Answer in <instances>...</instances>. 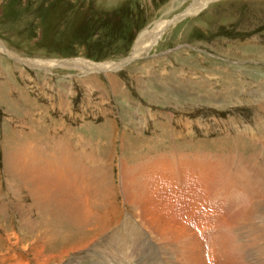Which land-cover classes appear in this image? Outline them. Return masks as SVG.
I'll return each mask as SVG.
<instances>
[{"label":"rangeland","instance_id":"374dc122","mask_svg":"<svg viewBox=\"0 0 264 264\" xmlns=\"http://www.w3.org/2000/svg\"><path fill=\"white\" fill-rule=\"evenodd\" d=\"M194 1L0 0V41L22 58L34 60L21 65L0 53V203L7 204L6 215L0 221V264H128L127 254L120 247L121 240L128 237L119 234L116 227L133 230L136 223L141 227L137 235L150 241L145 247L150 250L152 263L158 261V248H168L169 244L182 263H209L207 224L193 215L198 205L171 185L169 160L174 158L179 163L183 155L185 163L193 168L192 174L187 171L191 182L184 180L186 194H196L200 187L197 172L216 176L218 170H224L216 169L218 157L231 160L230 157L259 154V165L264 162V127L259 125L261 137L252 134L255 124L264 120V0L215 1L201 13L175 21L155 47L136 55L140 58L128 66L118 70L119 66L116 69L109 64L104 68V63H117L133 55L143 33L181 17ZM196 4L190 12L202 9ZM69 58L79 59L59 62ZM92 62L100 63L101 72H114L91 73L97 72L96 66L88 70L85 65H94ZM36 67L39 70L32 69ZM249 134L256 140L254 144L263 141L262 146L254 145L255 149L249 143ZM233 140H237L239 151L234 149ZM10 146L11 152L25 165L32 163L31 167L45 165V149L55 153L54 161L59 164L66 161L65 168L76 160L85 171L81 174V168L74 166V177L65 173L66 177L72 181L71 188L75 183L88 189L89 184L90 200L96 186L90 183L95 179L94 160L104 172L107 201L101 203L102 211L91 220L92 236L77 250L73 245L59 248L57 244L52 249L40 245L50 233L43 226L36 227L38 216L28 191L19 190L20 198H16L27 212L9 210L11 196L4 193L10 190L15 195L12 189H18V182L13 181L14 186L10 183L12 174L6 163ZM92 157L89 166L88 159ZM159 162L162 164L155 173L161 174L162 183H156L160 191L154 193L150 177L152 167ZM56 164L47 168L55 169L53 175L35 177L60 183L55 179L61 173ZM105 164H109L106 172ZM197 164L200 168H196ZM118 169L120 181L115 188L110 176L116 179ZM180 169L176 167L175 171ZM251 180L250 177L248 183L253 187ZM227 182L222 181V188L234 189L231 205L237 200L234 207L248 214L232 218L240 212L236 211L228 225L231 227L235 220L234 228L240 232L243 224V232L251 235L256 244H263V231L258 225L264 223V211L257 210V205L263 209L264 194L255 189L250 193L248 201L253 210L243 198L238 200L239 190ZM55 183L48 185V194L56 189ZM212 185L219 184L214 181ZM162 193L167 199L159 198ZM58 196V200H64ZM117 197L129 215L123 220ZM11 216L15 217L14 225L9 222ZM112 220L114 226L109 228ZM101 227L105 229L98 238L94 231ZM131 233V240L136 242ZM233 238L236 243V235ZM227 249L229 259L233 249ZM40 250L41 255L35 254ZM17 257L21 263H16ZM249 257L247 264L260 259L257 264H264V244L256 255L257 261ZM162 261L172 264L171 259ZM229 264L237 262L231 260Z\"/></svg>","mask_w":264,"mask_h":264},{"label":"bare ground","instance_id":"6f19581e","mask_svg":"<svg viewBox=\"0 0 264 264\" xmlns=\"http://www.w3.org/2000/svg\"><path fill=\"white\" fill-rule=\"evenodd\" d=\"M210 1L211 0H203V1L196 4V2H198V0H195L187 12L189 14L193 15L196 11L190 12L189 10L192 9V6L194 4H196L195 7H200V9H201V8H204V6L207 5L208 2H210ZM180 18H182V17H178V18L176 17L170 23H168V22L167 23H165V22L159 23L158 25H156L154 27V29L152 31H148V32L143 33L140 36L139 40L137 41V44H136L135 49H134L135 58L139 57L136 55H140L143 51L146 52V51L152 49L153 47H155V45L158 43V40L162 37V35L165 33V31L173 23H175V21L178 22V20ZM180 21H181V19H180ZM133 55H132V58H134ZM44 61L50 63L51 60L50 61L44 60ZM80 63L83 64V63H85V61L81 60ZM99 64L100 63H94V65H93V64L87 63V65H85V68H87L88 70H91V68L94 69L96 66L97 72H101L100 69H98L99 67H101V66H98ZM75 65H73V66H75ZM104 65H105L104 68L110 66L109 64H104ZM110 68L111 67H109V69ZM261 129L263 130V128H261ZM262 139H264V138H262ZM251 141L254 142L256 140L251 139ZM253 142H252L253 146L257 145V144H254ZM255 149H258V148H255ZM7 151H8V156H7L6 163L8 166V173L10 172L12 174L9 176V178L11 180L10 183L14 186L15 184H13V181L18 182L16 185H18L19 190H25L26 192L28 191L27 193L32 199L34 210L38 216L36 227L43 226V227H45V229H47V232L50 233V236L48 238H46L42 243L39 242L40 245L41 244H42V246L44 245L43 246L44 248L51 246V249L53 248L54 245H57V244H59V248H61V247L66 248V247H70L71 245H73V246H76L75 247L76 249L75 248H72V249L77 250L78 245H80L82 243H86L88 241V239L90 238V236H92V235H90V234H92V231L89 230L91 220L92 221L95 220L96 219L95 216L102 211L103 208L100 206L101 203H106V201H107V200H105L106 199V194H105L106 188H104V181H103L104 172L101 171V168L99 167L98 163H96L94 158L93 157L90 159L87 158L89 160L87 165L90 166L89 163L91 162V159L94 160V165H95V171H94L95 179H93L92 181H90L91 178L89 179L90 183L96 184L95 191H93L94 196L90 200L91 189H89V184H87L88 189H86V188L80 186L79 184L73 183V187H74V189H73V187L72 188L70 187V184H72L71 183L72 181L70 180L69 177H66L68 175L65 173H70L74 177V175L76 174V171L74 170L75 168H73L74 166L75 167L77 166V168H81L80 166H78V164H77L78 162L76 160H74V159L72 160V163H70V168H65L64 165H66V161H61L59 164V161H54L53 157L55 156V153L51 154V153H49L51 151L50 149H45V150H43V152L41 151L43 154H45V159H46V161L44 162L45 165L43 164L44 166H41V165L37 164L40 167V168H38L36 164L34 165V167H31V166H33V165H31L32 163L30 165L29 164L25 165L22 158L16 157L13 154V152H11V146L9 147V150H7ZM51 152H53V151H51ZM250 155H252V154H250ZM184 157L185 156L182 155L181 160H179V164H180L179 167L183 170L180 169L177 171L181 174L183 181L186 180V181H189V183H190L191 182V175H187V171H189L192 174L191 169H193V168H191V169L189 168L191 165H189V163H185ZM236 157H233V158L230 157L231 160H229V158L227 159L225 157L224 158L225 161L222 157H218L219 159H218V162L216 163V169L218 170L220 168H224V170L223 171H221V169L218 170V172H216L217 177L214 175H205L202 172H199V173L197 172L196 176H197V178H200L199 184H203L204 180H210V181L213 180L212 183H214V181H216V183L219 184L218 186L222 187L223 186L222 181L228 180L227 183H229L231 186L233 185L237 190H239L241 192L244 191V189H247L248 190L247 192L246 191L242 192V194L244 196L243 202L245 203V205L248 208L253 209L254 206L251 205V201L249 202L248 198L250 197V193L255 191V190H260L262 192V194H264V187H262V186H264V169L259 167L261 165L264 168V162L259 165V161H260L259 159L261 158V156L259 154L258 155L254 154L250 157L247 156L248 158H246L245 156H243V157L240 156V157H238V159H236ZM205 158H207V157H205ZM70 159H71V157H70ZM263 159H264V157H263ZM262 160H261V162H262ZM188 161H190V160H188ZM38 163H40V162H38ZM56 163H58L59 165ZM54 164L58 165L62 170V171L60 170L61 173L57 174V176L55 178L56 180L59 179L58 182H60V183H55L54 180L51 181V179H49L48 182H46L44 179H40L38 177H35V175H37V176L46 178L45 176H48L47 174L53 175L55 172V169H51V171H50L47 168H50V166L54 167ZM160 164H162V163L159 162L157 167H155V168L152 167V172H151L152 175L150 177V180H151V185H152L151 188H152V191L154 193L157 191H160L158 189V186L156 185V183L157 182H159L160 184L162 183L161 174L155 173V170L158 169V166ZM221 164H222V166H220ZM195 165L193 164V167H195ZM30 169H33L35 172L31 173ZM68 170H69V172H68ZM79 170L81 171V174H83V172L85 171V169H83V168H81ZM88 171L89 170H87V172ZM57 172H59V170H57ZM201 176H203V178H201ZM250 177L252 178L251 181H254L253 187H252V185L249 186L251 182L248 183ZM82 178H84V177H82ZM50 182L53 184L54 183L56 184L55 185L56 189H53L51 191V193L48 194L47 193L48 192V185ZM51 183H50V185H51ZM50 185H49V187H50ZM171 185L173 186L172 182H171ZM18 189H12L15 191V195L16 194L18 195V193H19ZM104 189H105V191H104ZM198 189H200V187H198ZM8 190H9V188H8ZM9 192H11V191L9 190ZM9 192L7 193V197L11 196L9 198L10 199L9 200L10 201V209L9 210L12 211V209L13 210L17 209V212L24 211L26 213L27 207L24 205H21V202L16 201V198L19 199L21 194L18 196L17 195L15 196L14 194L9 193ZM177 192H179V191H177ZM10 194H12L13 196ZM57 194L61 195L64 198V200H62V199L58 200ZM58 197H60V196H58ZM229 197H231V196H229ZM159 198L161 200L167 199L166 196L164 195V193H162L161 197H159ZM224 198H225V196L223 195V199H222L223 203L225 202ZM49 200H52V202L47 203ZM161 200H159V201H161ZM235 201L237 202V200H235ZM166 202L167 201H163L165 206H167ZM252 203L255 204L256 202L252 201ZM6 205L1 204L0 221L2 220V216L6 215L5 214ZM219 205H221L220 201H219ZM224 205H226V204L224 203ZM155 208H156L155 210L160 209L159 211L165 212L162 209V207H155ZM233 208H235L236 211H240L237 207H233ZM257 208H258L257 210L264 211V207L262 209L261 206L257 205ZM243 210H245V209H241V211L239 213L235 214V216L232 218L237 217L238 214H240L238 216H244L243 214H245L246 210L245 211H243ZM261 213L262 212H260L259 214H261ZM52 216H53V218H52ZM247 216H248V214L247 215L245 214V217H247ZM137 218L140 219L139 217H137ZM153 218L155 221H157L155 219V217H153ZM156 218L159 219L158 217H156ZM258 218H259V215H258ZM253 220H256V219L254 218ZM257 222H255V224ZM263 222H264V220H263ZM5 223H6V220H5ZM140 224L142 225V223H140ZM144 225H145V227H147L148 230H150V231L152 230L146 224H144ZM236 225H237V223L235 222V220L234 221L232 220L230 228L233 229L234 226H236ZM113 226H114V222L112 220L110 225H109V228L113 227ZM164 226H166V224H164ZM256 226H257V224L255 225V227ZM258 226L263 231V236H264V223H263V225L261 224V226L260 225H258ZM103 228L104 227L95 229L94 232H95L96 237H98V238L101 237V234L103 232ZM163 230L164 229H161V231H163ZM233 230H234V234L236 235V244H237L238 242H241L239 237H241L240 235H242L244 232L241 234V232L237 231L236 228H234ZM81 234H83V239H81ZM235 235L233 237H235ZM54 237H59L61 240L55 241ZM71 240L73 241V243L70 242ZM76 240H78V241H76ZM121 241H122V243H126V240L125 241L121 240ZM53 242H57V243H53ZM120 243L121 242H119V244ZM229 243L232 244L233 241L231 240V241H229ZM228 247L232 248L230 246H228ZM261 247H260V250H261ZM141 252L143 254H144V252L149 253L150 250H148V248L144 247ZM35 254L41 255V250L36 251ZM42 254H43V252H42ZM121 254H123V253H121ZM227 254H228V252L226 253V255ZM147 256H149V258H150V256H151L150 253ZM14 258H15V256H12V259H14ZM127 260L129 263V259H127ZM230 261L231 260H229L227 258V263L226 262L225 263L229 264ZM260 262H261V260H259V262H257V263H260ZM16 263H21L20 257H17ZM208 264H214L212 258L209 259Z\"/></svg>","mask_w":264,"mask_h":264}]
</instances>
